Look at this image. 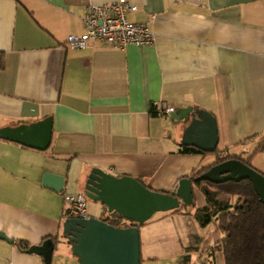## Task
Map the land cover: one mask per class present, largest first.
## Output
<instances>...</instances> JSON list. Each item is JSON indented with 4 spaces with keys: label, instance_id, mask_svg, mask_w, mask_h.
I'll return each instance as SVG.
<instances>
[{
    "label": "crops",
    "instance_id": "obj_1",
    "mask_svg": "<svg viewBox=\"0 0 264 264\" xmlns=\"http://www.w3.org/2000/svg\"><path fill=\"white\" fill-rule=\"evenodd\" d=\"M107 1L0 0V127L53 117L46 150L0 138V231L13 240L0 239V264H47L16 242L38 245L52 236L51 264H79L61 237L75 217L64 195L83 192L94 167L171 192L216 161L183 151L199 149L183 143L189 118L157 114L155 101L175 112L208 110L217 119V149L243 159L256 154L245 156L264 134V0H131L139 9L130 18L149 22L153 44L67 48V36L84 31L87 7ZM46 172L65 177L61 192L43 185ZM193 192L195 206L140 225L142 256L150 249L143 238L159 224L158 237L217 264L222 252L211 250L222 238L217 226L200 225L195 213L205 200L200 188ZM89 200V215L103 219L107 206Z\"/></svg>",
    "mask_w": 264,
    "mask_h": 264
},
{
    "label": "water",
    "instance_id": "obj_2",
    "mask_svg": "<svg viewBox=\"0 0 264 264\" xmlns=\"http://www.w3.org/2000/svg\"><path fill=\"white\" fill-rule=\"evenodd\" d=\"M176 120L189 118L184 130L183 143L193 145L205 152H214L219 142L216 117L202 108H182L172 114ZM53 137V117L41 120L0 127V138L46 150ZM249 179L264 203V174L246 164L240 158H231L213 165L196 177L199 181L222 183L229 180ZM65 177L46 172L43 185L61 192ZM83 193L88 199L104 203L109 212H118L132 225L121 227L111 225L102 218L68 217L63 225L62 239L71 245L72 253L79 264H141L140 225L147 222L158 211H169L181 204L195 206L193 182L189 177L179 180L171 192L150 188L131 175L117 176L101 168L94 167L88 174ZM0 239L13 242L0 231ZM57 243L52 238L42 244L31 245L29 254L44 257L47 264L52 263Z\"/></svg>",
    "mask_w": 264,
    "mask_h": 264
},
{
    "label": "trees",
    "instance_id": "obj_3",
    "mask_svg": "<svg viewBox=\"0 0 264 264\" xmlns=\"http://www.w3.org/2000/svg\"><path fill=\"white\" fill-rule=\"evenodd\" d=\"M183 151L216 155L214 163L198 171H193L187 176L193 182V190L200 188L205 200L204 205L198 208L195 213L200 225L206 227L214 220L217 229L223 234L222 239L213 246L212 253L215 251L222 252L225 264H264V203L260 201V197L251 181L242 179L240 181L229 180L222 183H212L196 180L198 175L210 169L213 165L231 158H240L253 167L251 163L252 156L243 159L239 155L231 154L229 149H216L214 152H205L186 147ZM254 152L264 153V134ZM222 194L228 196V199L219 198ZM188 207L191 206L181 204L174 210L181 211ZM103 219L117 227L127 223L133 224L132 221L125 219L116 211L108 212ZM52 237L57 241L58 237ZM16 244L25 252L31 246L24 240L17 241Z\"/></svg>",
    "mask_w": 264,
    "mask_h": 264
},
{
    "label": "built area",
    "instance_id": "obj_4",
    "mask_svg": "<svg viewBox=\"0 0 264 264\" xmlns=\"http://www.w3.org/2000/svg\"><path fill=\"white\" fill-rule=\"evenodd\" d=\"M138 5L131 0H113L102 3H92L87 7L82 17L84 31L80 34L67 36L65 45L69 49L81 50L98 41L109 48L123 49L129 45H148L155 42V34L149 27V22H137L130 15L138 11ZM157 114L175 112L172 105L153 103ZM67 212L82 218H90L87 211V196L83 192L66 193Z\"/></svg>",
    "mask_w": 264,
    "mask_h": 264
},
{
    "label": "rangeland",
    "instance_id": "obj_5",
    "mask_svg": "<svg viewBox=\"0 0 264 264\" xmlns=\"http://www.w3.org/2000/svg\"><path fill=\"white\" fill-rule=\"evenodd\" d=\"M250 148H247L249 150ZM238 150V149H237ZM233 151H236L233 150ZM254 148L249 150V152H245V156L254 155ZM207 161L214 160V157L212 155L207 156ZM208 163V162H207ZM253 167L264 174V153L263 152H257L252 161H251ZM196 198L199 199V194L196 192ZM234 200V199H233ZM89 202H91L89 200ZM90 203H87V208H89ZM166 213V211H158L152 215V217L149 219V222L158 219L160 216H163ZM158 225H152L150 231L145 235L143 238V245L150 244V249H147V247L143 248V256L141 264H193L196 262L197 264H203L204 262L198 261V253H192L188 254L186 253L183 248L180 241H173L170 238L168 239H161L159 232L161 230L158 229ZM209 229L216 230V224L213 220L210 225ZM220 238L223 237V234L219 232ZM148 236V237H146ZM75 263L77 262L76 259H74ZM207 263V262H206ZM5 264V263H2ZM208 264V263H207ZM217 264H225L224 257L221 254H218L217 257Z\"/></svg>",
    "mask_w": 264,
    "mask_h": 264
}]
</instances>
